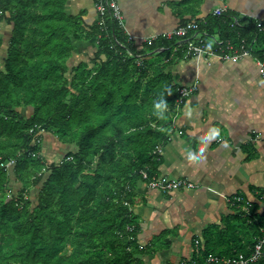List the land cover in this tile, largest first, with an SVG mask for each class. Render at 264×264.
I'll list each match as a JSON object with an SVG mask.
<instances>
[{
  "label": "trees",
  "instance_id": "1",
  "mask_svg": "<svg viewBox=\"0 0 264 264\" xmlns=\"http://www.w3.org/2000/svg\"><path fill=\"white\" fill-rule=\"evenodd\" d=\"M65 3L0 0V21L11 29L0 69V163L13 159L0 166V264H143L138 255L168 249L178 233L177 226L164 228L139 243L141 221L132 208L137 183L160 175L156 148L168 143L186 99L169 67L190 56L178 37L160 34L139 48L116 21L101 28L95 16L87 25L86 10L70 14ZM235 15L196 21L199 31L235 44L258 41L253 53L264 60V30L255 22L231 28ZM92 37V64L69 68L73 41ZM38 128L75 150L47 161ZM12 176L17 193L8 186ZM263 192L255 196L264 203ZM246 201L234 199L235 214L201 230L187 264L249 257L263 236L264 209L257 213L252 203L245 211ZM261 252L251 264H264V243Z\"/></svg>",
  "mask_w": 264,
  "mask_h": 264
},
{
  "label": "crops",
  "instance_id": "2",
  "mask_svg": "<svg viewBox=\"0 0 264 264\" xmlns=\"http://www.w3.org/2000/svg\"><path fill=\"white\" fill-rule=\"evenodd\" d=\"M119 4L124 31L139 48L143 41L188 21L205 22L217 7L233 11L239 24L258 20L264 24V0H119ZM82 9L86 10L83 20L91 24L96 16L93 0H66L67 13L77 14ZM10 35V26L1 20L2 60ZM215 37L221 38L215 31L203 39L211 44ZM95 39L77 41L82 46H75L67 61L69 68L80 61L91 63ZM257 42L246 44L250 54L236 60L211 57L207 64L204 57L196 60L190 56L169 67L178 85L196 83L197 89L177 108L174 131L161 148L158 169L160 175L183 177L194 186L166 192L137 183L132 210L141 221L139 243L145 244L164 228L178 227L168 249L138 255L143 264H187L192 240L199 239L206 225L219 223L222 215L235 214L233 200L242 195L247 200L241 204L245 211L252 203L258 205L257 213L263 211L264 203L255 196L264 191V79L254 61L259 58L253 53Z\"/></svg>",
  "mask_w": 264,
  "mask_h": 264
},
{
  "label": "built area",
  "instance_id": "3",
  "mask_svg": "<svg viewBox=\"0 0 264 264\" xmlns=\"http://www.w3.org/2000/svg\"><path fill=\"white\" fill-rule=\"evenodd\" d=\"M93 8L95 15L97 17V23L102 28L105 25L106 19H111L117 22L119 27L124 29V16L119 4V0H93ZM223 9L222 7H217L214 9V15L222 14ZM238 22L234 17L232 21V26L237 25ZM256 25L258 30H264V24L262 21H256ZM191 34V37H190ZM166 38L171 37H178L182 39L179 41L180 43H184L185 45V55L191 56L196 60H199L200 57L207 61L209 64V58L215 57L219 61L224 60H236L243 55L250 54L251 49L250 47L246 46V41L244 38L240 39L238 45L234 46L230 40L219 39L218 37L212 38L211 44H208L202 36H207L204 31H199L198 22L196 20H191L186 22L185 24L178 25L175 28L168 30L161 34ZM129 36V35H128ZM129 38H131L129 36ZM175 49V48H174ZM256 66L260 73V76L264 79V60L262 59H255ZM197 89L196 83L191 85H182L178 88V93L180 94L181 98L186 97L193 93ZM181 102V99L178 100V103ZM41 128H38V132H40ZM34 128L30 131L33 132ZM39 134L35 135L36 137ZM156 151L160 153L161 147H157ZM13 163V159L6 161L5 163H0L2 167H9L10 164ZM142 177L145 178L146 174L144 171H141ZM148 185L154 189H158L160 191H167L171 192L174 190H181V189H189L194 186V184L183 177L179 178H172L167 175H160L157 178L151 180ZM262 198H264V192L262 194ZM197 242V237H195ZM264 243V232L263 236L258 240L257 244L255 245L252 253L249 257L244 258L243 256L239 255L236 259H217L216 257H209V261L224 263V264H251L255 262L261 255V246Z\"/></svg>",
  "mask_w": 264,
  "mask_h": 264
},
{
  "label": "rangeland",
  "instance_id": "4",
  "mask_svg": "<svg viewBox=\"0 0 264 264\" xmlns=\"http://www.w3.org/2000/svg\"><path fill=\"white\" fill-rule=\"evenodd\" d=\"M3 35H4V33H3ZM93 41L96 44V39ZM73 42L76 43L75 44L76 48H78L79 46H82V44L78 43L75 40ZM0 61H1L0 69H2L3 68V62H2L3 60L0 58ZM91 64H92V61H91L90 65ZM39 133H42L39 136V137L43 138V140H42V154L45 155V157L47 158V161H52V160L60 161L63 158V156L66 154L67 151H71V150L74 151L75 150V148L73 146L61 144L54 137L50 136L48 133L45 134L44 136H42L43 133H45L44 130H41L40 132H36L35 135H37ZM170 136H171V134H170ZM10 165H12V164H10ZM10 177H11V175H10ZM172 178H176V177H172ZM8 186H10L9 188L11 189L12 193H17V191L20 187V185L18 183L14 182V176H12V178H10ZM147 186L150 187L149 185H147ZM150 188H152V187H150ZM35 189L36 188H34V189L32 188L30 190L29 196L31 197V199H34L33 195H34ZM174 191H177V190H174ZM175 193L180 194L179 192H175ZM142 225H144V221H143ZM153 227H154V225H152V227L149 226V231L151 230L150 228L153 229ZM158 229H160V228H158ZM68 252H69V249H67L65 253H68Z\"/></svg>",
  "mask_w": 264,
  "mask_h": 264
},
{
  "label": "bare ground",
  "instance_id": "5",
  "mask_svg": "<svg viewBox=\"0 0 264 264\" xmlns=\"http://www.w3.org/2000/svg\"><path fill=\"white\" fill-rule=\"evenodd\" d=\"M156 37V36H155ZM132 39V38H131ZM153 41V40H152ZM160 176V175H159Z\"/></svg>",
  "mask_w": 264,
  "mask_h": 264
}]
</instances>
